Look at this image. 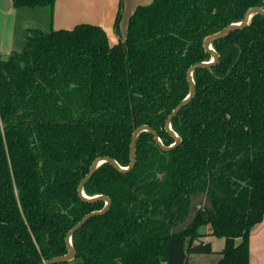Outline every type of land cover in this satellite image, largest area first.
Masks as SVG:
<instances>
[{"label": "trees", "instance_id": "16d2710c", "mask_svg": "<svg viewBox=\"0 0 264 264\" xmlns=\"http://www.w3.org/2000/svg\"><path fill=\"white\" fill-rule=\"evenodd\" d=\"M12 1L47 10L50 24L0 55V264H43L68 254L69 230L106 206L78 192L93 162L128 168L144 125L172 146L166 122L190 94L188 72L212 61L205 39L264 0H153L113 46L98 25L54 29L58 0ZM212 47L219 62L193 72L195 95L171 122L181 143L165 151L143 131L132 170L103 163L84 193L111 207L72 236L74 261L57 264H189L216 253L210 232L225 239L218 264H250L264 220V15ZM202 196L210 205L174 235Z\"/></svg>", "mask_w": 264, "mask_h": 264}, {"label": "crops", "instance_id": "0c3cea01", "mask_svg": "<svg viewBox=\"0 0 264 264\" xmlns=\"http://www.w3.org/2000/svg\"><path fill=\"white\" fill-rule=\"evenodd\" d=\"M153 0H123L124 10L120 21L119 32L115 31V21L119 10L120 0H58L54 9L53 28L71 30L75 26L83 23L94 24L101 26L108 34L110 45H116L120 41H125L127 37L128 21L135 9L140 5H147L152 3ZM46 19L49 21L48 11H44ZM40 12L38 16L42 15ZM7 15V17H6ZM17 15V10L13 6L12 0H0V17L2 20L8 21L10 16ZM6 17V18H5ZM32 23L26 22L24 24V36L16 37L12 36L11 32L6 36V44L2 42L0 44V55L10 54L16 48V42L20 43L25 41L27 30L32 28H39L37 20L31 19ZM50 24V22H49ZM26 31V32H25ZM1 33V30H0ZM15 46V48H14ZM14 48V49H13ZM5 52V54H4ZM205 241L211 242L216 253L208 255H192L189 258V264H218L219 251L224 248L223 246L215 247L213 239V233L210 232ZM224 239V238H223ZM250 264H264V220L257 225L251 233L250 237Z\"/></svg>", "mask_w": 264, "mask_h": 264}, {"label": "water", "instance_id": "95a60500", "mask_svg": "<svg viewBox=\"0 0 264 264\" xmlns=\"http://www.w3.org/2000/svg\"><path fill=\"white\" fill-rule=\"evenodd\" d=\"M256 13H260L262 15H264V10L260 7H252L250 8L244 17V20L239 23V24H233L228 26L227 28L223 29L222 31L215 33L213 35L208 36L205 39L204 42V46L206 48V50H208L211 55H212V61L211 62H203V63H199L196 64L194 66H192L188 72V79L190 81V85H191V91L189 96L183 101L181 102V104L179 105V107H177L168 117L167 122H166V129L167 131L170 133V135L174 138L175 140V144H173L170 147H166L159 135L157 134V132L155 130H153L152 128H150L149 126L144 125L143 127L140 126L139 128H137L134 131L133 137H132V141H131V146H130V158H131V163L129 165L128 168H123L121 167L117 161H115L114 159L110 158V157H100L98 159H96L92 166L90 167L89 173L85 176V178L83 179V181L81 182L79 188H78V192L79 195L81 196V198H83L86 201H90V202H94V201H104L106 202V206L103 210L101 211H95L92 212L88 215H86L78 224H76L71 230H69V232L67 233L66 236V243H67V248H68V254H66L65 256H60V257H56L53 258L51 260H48L46 262H44L43 264H57V263H63V262H72L74 261L75 257H76V251L74 250L73 244H72V236L81 228L85 225V223L92 217L96 216V215H105V213L110 209L111 207V199L105 195H100V196H96V197H87V195L84 193V186L87 183V181H89V179H91L93 177V175L95 174V172L97 171V169L105 162H108L110 164H112L117 170L121 171V172H128L130 170H132L135 165H136V145H137V139L138 136L141 132L143 131H147L153 134L154 139L157 141V143L159 144V146H161V148L165 151H170L171 149L178 147V145L181 143V138L173 131V128L171 127V122L173 120V118L176 116V114L178 113V111H180L195 95L196 92V87H195V82L193 79V72L198 69V68H207V67H211L216 65L219 62V55L218 53L213 49L212 44L214 42H216L217 40L225 37L230 31H232L233 29H240V28H244L245 26H247L250 21L251 18L254 14ZM210 201L208 198L202 196L200 198H198L197 200H195L191 207H190V212L189 215L187 216L188 218H186V220L181 223L179 226H177L174 231L173 234H179L181 232L186 231L194 222L197 213L199 212V210L203 207L204 204H210Z\"/></svg>", "mask_w": 264, "mask_h": 264}, {"label": "rangeland", "instance_id": "374dc122", "mask_svg": "<svg viewBox=\"0 0 264 264\" xmlns=\"http://www.w3.org/2000/svg\"><path fill=\"white\" fill-rule=\"evenodd\" d=\"M44 11H46L45 9H22V10H17V15H11L8 19V21L6 20H2L3 17H0V44H1V40L2 42H4L6 44L8 37L6 38V36L9 34V32H11L12 36H16V37H21L22 35L24 36V24L26 22L28 23H32L31 19L37 20V26L43 30H48L49 29V21L46 19L45 17V13ZM40 12H43L42 15H40V17L38 16V14ZM7 17V15H6ZM5 17V18H6ZM26 32V31H25ZM16 48L15 50H20L23 47V42L20 43V38H19V42H16ZM13 48V49H14ZM5 54V52H4ZM212 241H214L215 243V247L218 248L219 246H223V244L225 245V239L223 238H219V237H213ZM221 256H219L220 259ZM192 264H194L191 261Z\"/></svg>", "mask_w": 264, "mask_h": 264}, {"label": "flooded vegetation", "instance_id": "af4514ba", "mask_svg": "<svg viewBox=\"0 0 264 264\" xmlns=\"http://www.w3.org/2000/svg\"><path fill=\"white\" fill-rule=\"evenodd\" d=\"M174 144H175V143H174ZM204 197H205V196H204ZM208 199H209V198H208ZM209 200H210V199H209ZM193 202H194V201H193ZM193 202H192V203H193ZM210 203H211V202H210ZM191 205H192V204H191ZM209 205H210V204H204L202 208H204V207H206V206H209ZM190 207H191V206H190ZM202 208H201V209H202ZM201 209H200V210H201ZM200 210H199V211H200Z\"/></svg>", "mask_w": 264, "mask_h": 264}]
</instances>
